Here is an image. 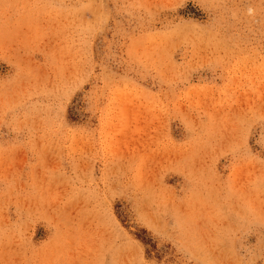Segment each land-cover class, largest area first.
Instances as JSON below:
<instances>
[{"label": "rangeland", "instance_id": "1", "mask_svg": "<svg viewBox=\"0 0 264 264\" xmlns=\"http://www.w3.org/2000/svg\"><path fill=\"white\" fill-rule=\"evenodd\" d=\"M0 264H264V0H0Z\"/></svg>", "mask_w": 264, "mask_h": 264}]
</instances>
